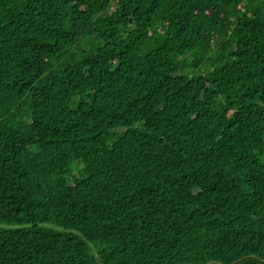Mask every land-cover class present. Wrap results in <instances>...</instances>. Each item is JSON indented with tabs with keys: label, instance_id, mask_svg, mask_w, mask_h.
I'll return each mask as SVG.
<instances>
[{
	"label": "trees",
	"instance_id": "1",
	"mask_svg": "<svg viewBox=\"0 0 264 264\" xmlns=\"http://www.w3.org/2000/svg\"><path fill=\"white\" fill-rule=\"evenodd\" d=\"M0 264H264V0H0Z\"/></svg>",
	"mask_w": 264,
	"mask_h": 264
},
{
	"label": "rangeland",
	"instance_id": "2",
	"mask_svg": "<svg viewBox=\"0 0 264 264\" xmlns=\"http://www.w3.org/2000/svg\"><path fill=\"white\" fill-rule=\"evenodd\" d=\"M231 8V7H230ZM218 53H219V50L218 49H215V51L213 52L212 54V57L213 58H216L218 56Z\"/></svg>",
	"mask_w": 264,
	"mask_h": 264
}]
</instances>
